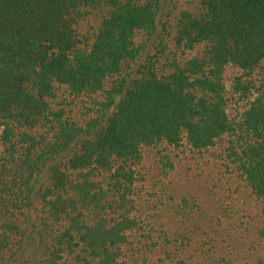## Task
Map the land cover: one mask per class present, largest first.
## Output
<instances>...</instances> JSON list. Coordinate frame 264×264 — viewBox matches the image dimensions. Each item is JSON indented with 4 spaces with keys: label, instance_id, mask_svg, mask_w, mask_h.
Wrapping results in <instances>:
<instances>
[{
    "label": "trees",
    "instance_id": "trees-1",
    "mask_svg": "<svg viewBox=\"0 0 264 264\" xmlns=\"http://www.w3.org/2000/svg\"><path fill=\"white\" fill-rule=\"evenodd\" d=\"M176 1L139 63L161 0H0V264H186L137 215L144 149L172 170L167 148L227 140L264 202V0Z\"/></svg>",
    "mask_w": 264,
    "mask_h": 264
},
{
    "label": "rangeland",
    "instance_id": "rangeland-1",
    "mask_svg": "<svg viewBox=\"0 0 264 264\" xmlns=\"http://www.w3.org/2000/svg\"><path fill=\"white\" fill-rule=\"evenodd\" d=\"M176 5L178 10H191L194 0H177ZM168 8V0H161L155 35L139 63L155 52L160 39L169 45L166 35L172 36L173 29ZM135 41L141 42V34ZM196 53H187L184 59ZM239 74L234 68L224 73L230 118L239 117L246 109V102L232 90ZM260 78H264V65L255 75ZM228 148L227 140L202 152L186 146L167 148L172 170L163 166L155 150H143L136 184L137 215L155 232L180 234L177 260L186 264H264V202L236 172Z\"/></svg>",
    "mask_w": 264,
    "mask_h": 264
}]
</instances>
